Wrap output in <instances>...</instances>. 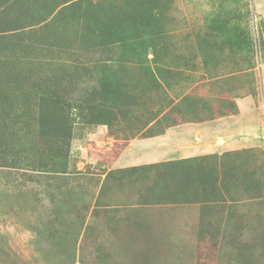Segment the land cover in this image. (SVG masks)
Listing matches in <instances>:
<instances>
[{
    "label": "rangeland",
    "instance_id": "374dc122",
    "mask_svg": "<svg viewBox=\"0 0 264 264\" xmlns=\"http://www.w3.org/2000/svg\"><path fill=\"white\" fill-rule=\"evenodd\" d=\"M207 24L222 26L219 44L223 28L247 32L249 68L235 47L196 50ZM132 37L145 42L133 52L152 70L176 62L167 96L144 92L137 72L122 77L125 62L110 63L127 57ZM119 86L138 98L141 125L151 104L164 106L169 118L191 110L208 119L132 138L90 122L93 94ZM230 105L228 115L210 119L212 109ZM41 108L49 110L42 121ZM39 121L49 134L41 135ZM52 121L62 127L58 135ZM0 136V264H264V203H204L202 225L194 203L141 201L142 182L127 172L247 150L252 160L242 170L259 175L264 0H0ZM20 143L26 159L12 164ZM260 192L264 200V186ZM201 228L212 243L199 241Z\"/></svg>",
    "mask_w": 264,
    "mask_h": 264
},
{
    "label": "trees",
    "instance_id": "16d2710c",
    "mask_svg": "<svg viewBox=\"0 0 264 264\" xmlns=\"http://www.w3.org/2000/svg\"><path fill=\"white\" fill-rule=\"evenodd\" d=\"M207 27L208 29L206 32H208L209 35L205 38L199 37L197 39V51H203L204 53L210 51V49L212 51L213 48V50H216L217 46L221 48V45L230 46V50L232 51L235 47V53L236 51L244 53L246 62H244L242 68L244 67L243 69H245V67H250L247 55H249V51L251 52V48L246 31L242 30L237 34L233 32L229 35L230 30L223 28V31H227V37L221 44H219L216 38H220L218 37V34L222 32V26L219 24H207ZM129 42L130 51L126 54L127 57L123 60L119 57V59L111 61L110 63H120L118 60L125 62L126 64H122V68H120L123 72L122 77L125 75L126 79L132 80V77L136 79L135 72H137L139 78L142 79L144 83L142 86L144 92L148 94L150 93V95L153 94L155 97L156 95L157 97L167 96L165 81L175 74V68L177 67L175 66L176 62L173 61L172 65L171 61H165L162 66L155 65L152 70L151 67L145 65V62H141L133 52L136 49H141L145 42L137 37H132ZM152 44L155 47L154 52L158 54V43ZM116 45L121 47L119 43H116ZM129 45L125 44L123 46L125 47ZM127 63L132 64V66ZM106 66L108 67V65ZM113 82L117 83L118 80ZM161 82H163V85ZM119 88L121 87H113L111 93L107 90H103L98 96L94 95L96 93L93 94V96L96 97V100L86 105L90 122L104 124L113 131L118 128L117 132L123 133L124 136L132 138L136 136H154L160 134L164 129L180 123L201 122L208 119L204 116H198L197 113L192 114L191 110H186L178 115L174 114V118H169V111L162 110L164 106L159 104L156 108L155 104H151V110L147 112V115L150 116L145 120L146 123L141 125L138 118L140 114L138 111L140 104L138 98L132 95H126L127 92L124 91V87H122L121 90ZM141 105H145V102L141 103ZM230 107L231 105L222 107L221 109H212V114L215 116L210 119L216 118L217 116H220V114L228 115ZM54 109L55 108L50 109V116L54 117ZM48 111L49 110L41 108V112H39V117L41 118L40 121H42V113ZM40 121L38 123L41 135L49 134L47 131H43L46 126ZM138 122L139 125H137ZM50 123L51 126H48L49 130L54 132V135H58L62 130L61 125L56 121ZM121 124H124V126L119 128ZM3 142L4 140L2 136H0V144H3ZM19 148L20 150H17L14 154L10 155V163L11 161L13 164L16 161H23L26 159L23 152L24 143H20ZM251 160L252 156L247 150L242 152L232 151L221 154L163 161L155 164L142 165L140 167H130L127 172L134 175L132 178L135 183L142 182L140 187L143 191L140 192L141 195L139 196L141 201L162 205L194 203L198 208H201V213L199 212L198 216L200 218L198 222H200L204 217V208H202L204 203L209 205V203H216L218 201L226 203L230 201L244 206L245 199L250 200L251 198L257 199L258 201L255 203L258 205L264 203L260 192L264 186V162H260V164L258 163L256 168L259 175H255V171L252 172L253 168H250L251 170L249 172L242 170L245 169L247 171L249 169L248 164H251ZM3 163L4 162H2L1 166H7ZM122 172L124 171H113V173L118 175ZM110 174L112 173L109 172L106 175V178L110 176ZM79 176L81 175L64 176L60 179L70 182L73 177ZM65 194H68V192H65ZM91 194L92 193H90V195ZM226 195L231 198L221 200L222 196L227 197ZM249 195L252 197H249ZM201 224L206 225L202 221ZM220 227L223 230L227 228L225 223ZM207 234L206 229L201 228L199 241H204L206 245L211 241H214L212 240V235Z\"/></svg>",
    "mask_w": 264,
    "mask_h": 264
}]
</instances>
